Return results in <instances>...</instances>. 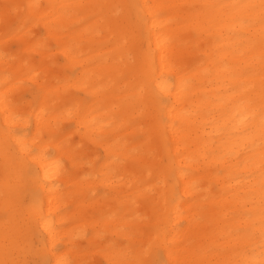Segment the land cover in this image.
<instances>
[{
	"label": "bare ground",
	"instance_id": "bare-ground-1",
	"mask_svg": "<svg viewBox=\"0 0 264 264\" xmlns=\"http://www.w3.org/2000/svg\"><path fill=\"white\" fill-rule=\"evenodd\" d=\"M260 2L0 0V261L264 264Z\"/></svg>",
	"mask_w": 264,
	"mask_h": 264
},
{
	"label": "rangeland",
	"instance_id": "rangeland-1",
	"mask_svg": "<svg viewBox=\"0 0 264 264\" xmlns=\"http://www.w3.org/2000/svg\"><path fill=\"white\" fill-rule=\"evenodd\" d=\"M25 14L23 12H20L17 17H15L12 22L9 25V31H14L21 23V20L23 19ZM31 33L40 38H44V32L42 31L41 27L39 25H35L32 27ZM44 43L48 44V47L50 49L53 61L58 65V66H63L64 65V60L61 57V55L57 54L55 49L56 47L50 43L48 40H44ZM12 50L21 56V51H20V46L17 43H13L11 45ZM77 73V69H64L63 74L68 77L69 79L73 78ZM24 86L26 87L25 92L23 93V96L25 99L30 100L32 98V92L34 90V87L31 83L29 82H23ZM74 97L78 99H84V96L79 93V92H73ZM60 127L63 128V132L69 131L70 129H73V124L69 121L61 123ZM26 134H29V129L24 131ZM70 140L74 143H78L79 139L77 135H71ZM97 155L98 159L100 160L102 158V152L100 150H97ZM20 198L22 202L27 205L30 203V193L29 192H23L22 194L20 193ZM33 264H41L39 261H35Z\"/></svg>",
	"mask_w": 264,
	"mask_h": 264
},
{
	"label": "snow or ice",
	"instance_id": "snow-or-ice-1",
	"mask_svg": "<svg viewBox=\"0 0 264 264\" xmlns=\"http://www.w3.org/2000/svg\"><path fill=\"white\" fill-rule=\"evenodd\" d=\"M8 5H5V8H8ZM15 7V6H13ZM245 7L249 8H256L257 5H246ZM261 10V23L264 24V0H261L259 6ZM260 112H259V118H260V131H261V138L264 140V73H262V79H261V86H260ZM261 190H262V215H264V151L261 153ZM0 264H10L9 261H0ZM59 264H62V262H59Z\"/></svg>",
	"mask_w": 264,
	"mask_h": 264
}]
</instances>
